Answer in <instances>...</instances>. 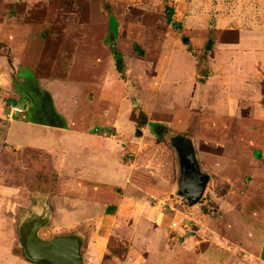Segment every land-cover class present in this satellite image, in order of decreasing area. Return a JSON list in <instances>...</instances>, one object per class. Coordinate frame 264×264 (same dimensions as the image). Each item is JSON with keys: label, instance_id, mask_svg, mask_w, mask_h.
Returning a JSON list of instances; mask_svg holds the SVG:
<instances>
[{"label": "rangeland", "instance_id": "1", "mask_svg": "<svg viewBox=\"0 0 264 264\" xmlns=\"http://www.w3.org/2000/svg\"><path fill=\"white\" fill-rule=\"evenodd\" d=\"M18 2L20 3L17 6L18 17L11 19L10 15L0 10V24L4 19H10L8 25H12L17 19L24 23L25 29L31 28L32 32L26 35V40L23 41L26 55L19 74L17 63L21 64L23 61L20 62L15 58L16 53L12 50L11 42L7 41L8 39L11 41V36L8 39L4 38L5 42L0 34V44L3 45L0 46L1 103L7 111L15 108L7 106L5 100L14 95L16 97L15 90L19 87L25 93L28 92L27 96H34L35 85L24 83L25 81L18 79V75L32 77L35 73L36 77L42 75L51 78L55 76L62 79L71 78L74 82L67 84V87L78 93L80 96L77 100L84 103L89 101L88 95L82 94L83 89L96 86L100 78L104 79L102 85L104 89L99 86L104 97L102 98L104 108L100 112L106 116L103 131L115 135L114 139L120 145L123 142L129 143L130 150H126L123 162L125 165L130 164L128 169L132 171L129 177L131 184L125 186L119 202L113 203L112 215L103 220V227L101 224L100 228L96 219H89L92 223L85 228L80 237V240H84V250L80 248V253L84 254L86 264H120L130 252L135 255L136 264L140 261L146 264L152 242L159 243L158 248H161V243H167L171 247L169 243L174 245L180 242L178 238L180 235L184 238L189 236V231L195 230L193 225L186 224L181 219L190 213L187 215L185 212L187 201L177 195L181 170L180 154L174 145L175 138L181 137V141L187 143L198 156V161L204 163L208 161L205 157H209L212 153H220L222 145L231 144V139L226 136V129H236V123L227 126L226 123L207 122L205 119L208 118L209 107L193 104L188 99L189 91H183L184 87L189 89V81L184 80H190L194 74L197 77L199 70L208 69L209 53H204V48L202 51L194 50L195 47L190 41L195 37L193 28L197 25L202 31L196 35V38L201 40L199 44L204 45L208 38L214 39L215 44L223 33L216 28L220 18L224 20L229 18L230 20L225 22L223 20V23H230L242 29L252 28V19L261 14L264 0H20ZM2 3L0 0V6ZM116 10H119V15L116 16L120 23L118 26L114 16L111 15L117 12ZM168 15L171 16V22L168 21ZM22 33L23 37L25 33L23 31ZM181 49L188 51L187 57ZM164 57H169L164 70L171 69L174 73L167 79L163 76V67L159 63ZM89 58L94 61L93 69L92 65L87 63ZM74 65L78 66L77 70L70 68ZM200 79L202 80L201 76ZM41 80V85L45 89L48 87L46 91L52 97L51 101H54L53 97L65 102L68 100L60 82L57 84V89H53L47 81ZM86 93L101 95L100 91L94 93L86 90ZM21 102L26 104L27 100L22 99ZM66 109H69V106H66ZM95 109L97 107L94 108L92 105L87 107L83 103L79 106L80 113L85 118L95 115ZM17 115L21 116L20 113ZM27 115V120L31 121L33 113L27 111ZM110 121L113 125L108 124ZM215 124L221 125L220 133L212 132L216 127ZM0 127L1 138L3 128ZM37 128V132L41 131L39 127ZM28 131L30 132L25 133L23 139H32L35 131L31 126ZM15 143L21 144L17 140ZM5 145L6 143L0 139V175L3 173L15 177L18 162L24 157L26 158L24 167L25 170H29L27 175L30 176L28 177L30 182L27 187L13 186L24 188L23 195H20L21 192L16 189H7L11 193L9 206L0 202V210L13 214V217L1 218L3 222L0 223L2 234L0 240L10 245L14 242L18 243L22 254L26 255L20 233L28 231L34 218H30L32 215L29 213L21 222L20 217L15 215L17 205L19 204L20 207L17 211L20 216L27 213L26 208L33 200H37L39 195L45 199V194L59 190L61 187L42 186L40 180L36 184L32 181L33 169H36L39 172L43 171L45 183L57 182L55 178L50 177V173L54 176V172H51L50 161L46 156L28 153L18 157L10 151H3ZM97 176L98 174H94L95 178ZM97 181L103 182V192L107 195L112 193L105 186L107 178L99 175ZM11 182L16 184L14 179ZM88 188L79 187L77 193H83L91 198V195L86 193ZM216 190L220 192L218 188ZM63 191L62 188L58 193L62 195ZM36 192H39V195L35 194ZM215 192L214 186L208 183L195 210L214 215L216 206L211 198ZM34 196L37 199H34ZM42 205L45 207L43 202ZM82 205L91 206V202ZM114 211L116 213H113ZM45 225L53 226L51 219ZM93 231L100 233L96 234ZM56 236L62 235L47 233L45 229L38 234L43 240ZM101 237L104 238L105 243L104 255L95 259L96 252L92 249V242L94 238L100 240ZM17 252L20 250L18 249ZM31 261L33 260L26 259L28 263ZM38 263L49 264L45 261Z\"/></svg>", "mask_w": 264, "mask_h": 264}, {"label": "crops", "instance_id": "2", "mask_svg": "<svg viewBox=\"0 0 264 264\" xmlns=\"http://www.w3.org/2000/svg\"><path fill=\"white\" fill-rule=\"evenodd\" d=\"M18 1L20 0H2L0 10L6 15H10L11 19H15L18 17L16 15L18 13L17 6L20 4ZM116 11L111 15L114 16L118 26L120 23L116 16L119 15V10ZM260 13L259 16L253 17L251 22L253 27L247 29L223 23L224 19L220 18L216 28L222 32L235 30L237 40L223 43L220 42V35L214 44L213 39L211 50L208 52L207 71L199 70L197 77L194 74L190 80H184L189 81V89L183 88V91H189L188 99L198 106L209 107L208 118L205 119L207 122L226 123L227 126L236 123V129H226L225 133L227 138L231 139V144L222 145L220 153L209 154V157H205L208 161H204V163L198 161L199 158L195 154L200 171L209 177L207 184L214 186L216 191L211 198L216 206V211H214V215L207 214L201 210H195L197 203L193 206L186 203L185 212L187 215L190 213V216L181 219L186 224L193 225L195 230L189 231L187 237L183 238L180 235L178 237L180 242L174 245L169 243L171 247L167 243H161V248H158L159 243L152 242L146 264H264V8ZM228 19L225 18V20ZM8 20L10 19H4L0 24V34L4 41V38L8 39L11 36V41L10 39L7 41L11 42L12 50L16 53L15 58L20 62L23 61L21 64L17 63L19 74L20 67L24 64V55H26L23 41L32 30L31 28L25 29L24 23L17 19L15 23L8 25ZM193 30L195 37L190 40L195 47L193 49L202 51L206 41L204 45L203 43L199 44L201 40L196 38V35L202 31L197 25ZM22 31L25 33L23 37ZM0 46L3 47L2 44ZM181 51L187 57L188 51L186 49H181ZM167 53L170 55L168 51ZM34 58L35 56H33ZM168 59L169 57H164L159 62L163 67V76L166 79L174 74L171 69L164 70ZM87 61L93 69L95 67L93 59L89 58ZM70 68L77 70L78 66L74 65ZM58 78L42 75L36 77L35 73L32 77L18 75V79L25 81L24 83L35 85L33 91L34 95L38 94L37 98L42 94L45 95L46 106L41 108V103L35 102L36 98L32 101V98L26 94L28 92L25 93L20 87L16 88V97L14 95L11 96L12 98H7L5 103L7 104L8 99L21 102L22 99L28 98L29 100L26 102L29 106L28 109L32 108L33 103H36L37 107L34 108L35 112L31 111L33 115L29 121L27 120V110L11 108L10 111H7L0 98V126L3 128V135L0 139L6 143L2 150L10 151L18 157L28 153L46 156L50 161L51 172H54V176L50 173V177L55 178L57 182L45 183L43 171L39 172L36 169H33L32 181H35L33 183L36 184L40 180L42 186L61 187L59 190L56 189L45 194V199H42V195L40 196L39 192H36L35 194L39 197L38 199L33 197L37 200H33L31 205L26 208L27 213L19 216L17 211L20 207L18 204L15 215L20 217L21 222L27 218L25 215L29 213L32 215L30 218H34L32 223L36 220L48 219L45 220L44 226L40 227L39 231L45 229L47 233L76 236L80 239L85 228H88L92 223L89 219H96V222L99 221L100 228L101 224L103 227V220L112 215L113 203H118L125 186H130L129 177L132 172L128 169L130 164L125 165L123 162L126 150L130 149L128 142H123L121 146L115 141V135L103 131L106 116L100 112L104 108L102 99L104 97H102L103 92L99 88L100 86L104 89L103 78L99 79L96 86L82 88L84 90L82 94L88 95L89 102L85 103L77 100L80 95L69 86L67 87V84L74 82L73 79ZM41 79L47 81V84L53 89H57V84L60 82L61 89L67 96L68 104L64 100H56L54 97V101H51L52 97L46 91L48 87L45 89L41 85ZM161 88L163 87L161 86ZM86 90H91L94 93L100 91L101 95H91V93H86ZM183 96L186 98L185 95ZM81 103L87 107L91 105L94 108L97 107L95 115L89 118L83 117L79 110ZM66 106H69V109H66ZM46 109L53 115L51 118H46L43 115L42 112ZM16 111L21 114L20 117ZM108 124L113 125L112 121ZM30 126L34 129L35 134L32 139H23V135L30 132L28 131ZM215 126L212 132L220 133L221 125L215 124ZM37 127L41 131L37 132ZM0 133H2L1 129ZM16 140L21 144L15 143ZM25 160L24 157L19 160L15 177L3 173L0 175L1 204L10 205L8 202H10L11 193L7 189H16L21 192L20 195H23L24 188L13 186H28L30 182L28 177L30 176L27 175L29 170H25L24 167ZM94 174L107 178L105 186L112 193L107 195L102 191L104 184L97 181L98 176L95 178ZM12 179L16 180V184L11 182ZM79 187H89L86 193L90 194L91 198L83 193H77ZM62 188L64 191L60 195L61 193L58 192H61ZM93 188L94 190H92ZM217 188L220 192L216 190ZM177 195L182 198L178 193ZM87 202H91V206L82 205ZM12 215V213L1 209L0 223L3 222L2 217H13ZM50 219L53 226L46 227L45 224ZM104 246V238L101 237L100 240L94 238L92 249L96 252L94 253L95 259L104 255ZM80 248L84 250V240H81ZM18 249L20 252H17ZM81 254L83 255L82 262L86 264L84 254L82 252ZM132 254L130 252L120 264H136V257ZM26 259L30 261L27 255L22 254L18 243L14 242L10 245L8 242L0 240V264H34L36 262L28 263ZM134 259L135 261H133ZM141 262L139 264H143Z\"/></svg>", "mask_w": 264, "mask_h": 264}, {"label": "water", "instance_id": "3", "mask_svg": "<svg viewBox=\"0 0 264 264\" xmlns=\"http://www.w3.org/2000/svg\"><path fill=\"white\" fill-rule=\"evenodd\" d=\"M7 105L22 110L29 108L27 104L13 99H8ZM179 163L181 172L178 194L191 206L202 198L209 177L200 171L195 154L190 147L180 154ZM45 220L34 221L26 233H20L27 257L36 262L45 261L49 264H83L80 253L81 240L78 237L56 236L48 240L38 237L37 232L44 226Z\"/></svg>", "mask_w": 264, "mask_h": 264}, {"label": "flooded vegetation", "instance_id": "4", "mask_svg": "<svg viewBox=\"0 0 264 264\" xmlns=\"http://www.w3.org/2000/svg\"><path fill=\"white\" fill-rule=\"evenodd\" d=\"M36 96H38V94H36V95H34V97H31L32 98V101L34 100V98H36V101L35 102H40L41 104H40V107L41 108H43L44 106H46V97H45V95L44 94H42L41 96H39L38 98L36 97ZM23 98V97H22ZM26 100H29L28 98H25ZM35 106L37 107V105H36V103H33V106H32V108L30 107V109H28L27 111H34V108H35ZM39 107V106H38ZM38 109V108H37ZM26 111V110H25ZM35 112V111H34ZM36 113H37V111H36ZM43 115L46 117V118H51L53 115H51L50 113H49V111L46 109V110H43ZM175 147L177 148V151H178V153L179 154H181V153H183V150L184 149H186V148H188V144L187 143H185V142H182L181 141V137H176L175 138Z\"/></svg>", "mask_w": 264, "mask_h": 264}, {"label": "trees", "instance_id": "5", "mask_svg": "<svg viewBox=\"0 0 264 264\" xmlns=\"http://www.w3.org/2000/svg\"><path fill=\"white\" fill-rule=\"evenodd\" d=\"M66 4H68V3L66 2ZM69 5H71V4L69 3ZM168 21H170V22L172 21L170 15H168ZM236 40H237V32L235 30H225V31H223V33L220 37V42H223V43L235 42ZM212 44H213V39L212 38L207 39L206 44L203 47L204 53H207L211 50ZM118 68H120V65H118Z\"/></svg>", "mask_w": 264, "mask_h": 264}, {"label": "built area", "instance_id": "6", "mask_svg": "<svg viewBox=\"0 0 264 264\" xmlns=\"http://www.w3.org/2000/svg\"><path fill=\"white\" fill-rule=\"evenodd\" d=\"M18 109V108H17ZM19 111V110H18ZM21 111V110H20ZM34 264H39L38 262H35Z\"/></svg>", "mask_w": 264, "mask_h": 264}]
</instances>
